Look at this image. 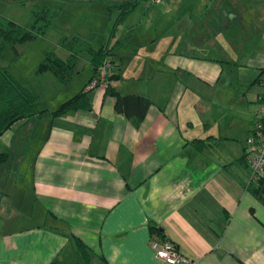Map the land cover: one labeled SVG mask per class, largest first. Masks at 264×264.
<instances>
[{
    "label": "crops",
    "instance_id": "1",
    "mask_svg": "<svg viewBox=\"0 0 264 264\" xmlns=\"http://www.w3.org/2000/svg\"><path fill=\"white\" fill-rule=\"evenodd\" d=\"M162 1L106 44L109 88L149 104L140 122L101 86L89 111L51 115L84 92L87 63L77 90L0 136V264H163L153 239L196 264H264L243 147L264 106V0ZM173 19L139 62L146 31Z\"/></svg>",
    "mask_w": 264,
    "mask_h": 264
},
{
    "label": "trees",
    "instance_id": "2",
    "mask_svg": "<svg viewBox=\"0 0 264 264\" xmlns=\"http://www.w3.org/2000/svg\"><path fill=\"white\" fill-rule=\"evenodd\" d=\"M141 1L147 2V0H132L119 4L104 1L107 4V12H116V17L109 30V40L113 37L117 26L134 11ZM57 12L58 8L49 5L34 8L31 11V23L27 27H21L0 18V52L7 48L16 55V46L34 42L45 36L52 26ZM58 45L67 53V56L62 59L54 52L43 53V58L35 67V74L43 76L49 73L62 86H65L75 74L76 66L82 54L89 56V63L94 71L105 59L112 64L111 54L107 50L106 44L95 48L81 37L73 36L69 39L61 38ZM112 73L111 71L108 76L105 92L115 98L114 111L129 118L134 117L136 122H140L147 111L148 102L136 96L120 97L113 92L109 88V83L117 80L118 75ZM262 100L264 101V96ZM40 101L39 95L23 87L6 68L0 67V136L15 123L45 112ZM90 109L91 103L88 92L80 91L76 96L62 102L51 115L60 116L70 112L89 111ZM248 191L264 207V177L257 179L253 184H249ZM75 243L79 252L84 256L85 252L81 243L78 240H75Z\"/></svg>",
    "mask_w": 264,
    "mask_h": 264
},
{
    "label": "rangeland",
    "instance_id": "3",
    "mask_svg": "<svg viewBox=\"0 0 264 264\" xmlns=\"http://www.w3.org/2000/svg\"><path fill=\"white\" fill-rule=\"evenodd\" d=\"M162 3L163 1H161ZM143 4L148 5L149 3L144 2ZM45 5L58 8L54 22L48 32L45 36L34 42L16 46V55L11 50L4 49L0 52V67L6 68L25 88L35 90L34 92H37L40 96L42 106L48 108L57 100H62L66 92L77 90L80 79H75L70 84V87L66 88L60 85L49 73L43 76L36 75L35 67L43 58V53L54 52L58 57L64 59L67 53L59 47L58 42L61 38L69 39L73 36L81 37L95 48L109 44V30L116 17V12H107V4L103 0L88 2L65 0H0V18L13 22L18 26L27 27L31 23V11L34 8H40ZM185 10H187V6ZM171 16L173 17V15ZM174 17L177 16L174 15ZM174 22L175 20L173 19L163 24L161 28H156L155 31L153 29L148 30V32L146 31L144 41L147 39L148 41L145 42L148 43L141 47L140 55L137 57L139 62L143 63L145 61V51H154L155 46L162 43L161 36L167 30V26L170 24L173 25ZM181 22L183 24L189 21L184 18ZM153 37L155 42L151 46L150 42L153 40ZM87 63H89V56L82 54L78 63L79 69L83 68ZM88 83L84 87L85 92H90L86 89ZM70 96L72 95L70 94ZM261 109L264 110V106Z\"/></svg>",
    "mask_w": 264,
    "mask_h": 264
},
{
    "label": "built area",
    "instance_id": "4",
    "mask_svg": "<svg viewBox=\"0 0 264 264\" xmlns=\"http://www.w3.org/2000/svg\"><path fill=\"white\" fill-rule=\"evenodd\" d=\"M162 0H147L150 5H159ZM111 62L105 59L98 66L95 76L89 81L87 91L97 88L107 87L108 76L111 74ZM244 161L250 172L249 184H253L257 179L264 177V110L255 115L252 130L245 139ZM149 248L155 259L163 264H196L180 254L171 243L167 241L150 240Z\"/></svg>",
    "mask_w": 264,
    "mask_h": 264
},
{
    "label": "water",
    "instance_id": "5",
    "mask_svg": "<svg viewBox=\"0 0 264 264\" xmlns=\"http://www.w3.org/2000/svg\"><path fill=\"white\" fill-rule=\"evenodd\" d=\"M65 1H84V2H88V1H95V0H65ZM104 1H112V2H116V3L122 4V3L131 2L132 0H104Z\"/></svg>",
    "mask_w": 264,
    "mask_h": 264
}]
</instances>
